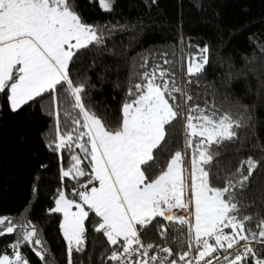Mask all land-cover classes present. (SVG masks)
Wrapping results in <instances>:
<instances>
[{"label":"snow or ice","instance_id":"1","mask_svg":"<svg viewBox=\"0 0 264 264\" xmlns=\"http://www.w3.org/2000/svg\"><path fill=\"white\" fill-rule=\"evenodd\" d=\"M113 2L98 0L104 11H111ZM103 44V30L82 20L73 0H0V93L7 90L14 112L48 94L41 106L54 118L49 147L70 153L75 147L90 158L91 174L72 154L62 179L89 175V183L98 181V187L76 190L80 202L58 190L50 209L63 217L59 227L66 264H73L74 251H84L85 206L99 218L94 230L112 246L101 253L103 264H264V218L242 212L247 206L237 199L260 161L249 156L233 170L221 168L217 159L225 141L242 144L241 133L252 120L249 107L238 101L217 107L214 100H205L201 105L200 95L191 91L209 64V48L197 46L175 63L167 53L151 65L150 55L133 57L120 116L112 124L85 103L87 80L70 74L81 50H99ZM259 50L264 54V45ZM182 60L187 61L183 86L175 71L183 67ZM242 74L259 79L264 68L249 67ZM227 75L230 79L231 71ZM176 123L183 130L182 147L172 145ZM189 150L190 165L185 166ZM253 223L255 229L249 226ZM149 225L159 233L160 244L142 240ZM168 225L175 233L171 237ZM12 234L17 239L8 246L11 254L0 252V264H30L22 245L44 264H57L26 216L0 215V237Z\"/></svg>","mask_w":264,"mask_h":264},{"label":"trees","instance_id":"2","mask_svg":"<svg viewBox=\"0 0 264 264\" xmlns=\"http://www.w3.org/2000/svg\"><path fill=\"white\" fill-rule=\"evenodd\" d=\"M73 2L84 22L103 30L104 44L99 50H81L74 57L75 63L70 65V74L74 79L87 80L85 103L112 124L120 116L133 57L150 55L151 65L153 60L161 63L160 54L167 53L168 59L175 63L189 52H195L197 46L209 48V64L199 78V86L192 85L191 91L193 96L200 95L201 105L205 100L209 104L214 100L217 107L237 101L248 105L252 120L241 133L242 144L225 141L218 146L217 159L221 168L233 170L249 156L260 161L246 187L238 190L237 199L247 206L242 212L264 218V151H261L264 147V87L261 86L264 75L257 79L252 74H242L249 67L264 68V54L259 50V45H264V0H114L111 11H104L98 0ZM181 62L183 67L175 71L177 82L183 86L187 79V61ZM138 64L139 61L136 70L140 71ZM47 96L30 101L14 112L9 106L7 90L0 93V215L17 220L26 216L39 229L57 264H66L67 246L59 227L62 216L50 209L55 206L58 190L80 202L76 190H83L84 185L90 188L93 182L89 183V175L62 179V170L70 166L72 154L81 157V168L89 174L90 158H85L75 147L71 153L49 147L54 135V118L41 106L47 103ZM61 119L63 127L64 117ZM172 145L183 146L179 123L173 131ZM190 155L191 150L185 157L188 165ZM87 210L84 251H74L72 261L73 264H103L101 253L112 246L102 233L94 230L99 218ZM157 220L167 225L163 218ZM249 226L255 229L254 223ZM168 227L171 237L175 234L171 231L173 226ZM141 238L145 243L162 242L152 225L141 232ZM16 239L17 234L0 237V252L6 249L11 254L8 246ZM171 246L175 251L177 245ZM21 252L30 264H44L29 246L22 245Z\"/></svg>","mask_w":264,"mask_h":264},{"label":"built area","instance_id":"3","mask_svg":"<svg viewBox=\"0 0 264 264\" xmlns=\"http://www.w3.org/2000/svg\"><path fill=\"white\" fill-rule=\"evenodd\" d=\"M187 159V158H186ZM186 163H187V160H186ZM175 212H176V214H178V215H186V213H184L182 210H179V209H175L174 210ZM167 215H171L172 213L171 212H169V213H166ZM243 245V242H241V246ZM234 251V250H233ZM223 255H224V253L223 252H221L220 253V256H221V259H223Z\"/></svg>","mask_w":264,"mask_h":264},{"label":"rangeland","instance_id":"4","mask_svg":"<svg viewBox=\"0 0 264 264\" xmlns=\"http://www.w3.org/2000/svg\"><path fill=\"white\" fill-rule=\"evenodd\" d=\"M186 160H187V159L185 158V166H189V165L186 163ZM93 186H97V187H98V181H95V182L93 181V184L90 186V188L93 187ZM90 188H89V189H90ZM75 210H76V209L74 208L73 211H75ZM85 210H87V206H85ZM87 211H88V210H87ZM53 213H54V212H53ZM58 214H60V213H58ZM60 215L62 216V214H60ZM62 219H63V217H62ZM85 222H86V221H85ZM61 223H62V222H61Z\"/></svg>","mask_w":264,"mask_h":264},{"label":"crops","instance_id":"5","mask_svg":"<svg viewBox=\"0 0 264 264\" xmlns=\"http://www.w3.org/2000/svg\"><path fill=\"white\" fill-rule=\"evenodd\" d=\"M95 182V181H94Z\"/></svg>","mask_w":264,"mask_h":264}]
</instances>
